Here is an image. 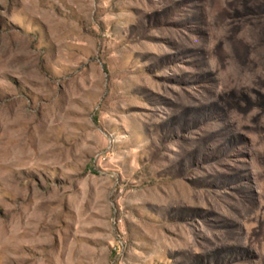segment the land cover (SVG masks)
Instances as JSON below:
<instances>
[{
    "label": "rangeland",
    "instance_id": "obj_1",
    "mask_svg": "<svg viewBox=\"0 0 264 264\" xmlns=\"http://www.w3.org/2000/svg\"><path fill=\"white\" fill-rule=\"evenodd\" d=\"M0 264H264V0H0Z\"/></svg>",
    "mask_w": 264,
    "mask_h": 264
},
{
    "label": "bare ground",
    "instance_id": "obj_2",
    "mask_svg": "<svg viewBox=\"0 0 264 264\" xmlns=\"http://www.w3.org/2000/svg\"><path fill=\"white\" fill-rule=\"evenodd\" d=\"M6 159H7V158H6ZM16 159H17V158H16ZM10 160H11V159H10ZM10 160H9V161H10ZM17 160H18V159H17Z\"/></svg>",
    "mask_w": 264,
    "mask_h": 264
}]
</instances>
